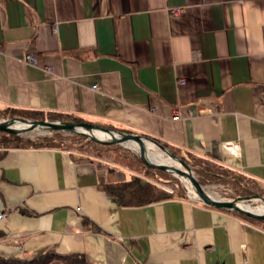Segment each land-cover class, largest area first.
<instances>
[{"label":"crops","instance_id":"crops-1","mask_svg":"<svg viewBox=\"0 0 264 264\" xmlns=\"http://www.w3.org/2000/svg\"><path fill=\"white\" fill-rule=\"evenodd\" d=\"M5 108L155 139L250 178L264 199V0H0ZM110 167L0 148V258L264 264L263 225L186 196L120 206L102 186L129 175Z\"/></svg>","mask_w":264,"mask_h":264},{"label":"trees","instance_id":"trees-1","mask_svg":"<svg viewBox=\"0 0 264 264\" xmlns=\"http://www.w3.org/2000/svg\"><path fill=\"white\" fill-rule=\"evenodd\" d=\"M20 118L24 120H43V121H57V122H72L80 123L85 122L82 119L52 112H41L32 110H18L12 108L0 109V119ZM103 128H107V124H97ZM111 127V126H110ZM120 132H127L120 130ZM145 137V136H144ZM156 141L158 144L164 146L167 150L178 158L181 162L185 163L189 168L194 171L196 180L200 185L206 184H223L229 185L232 188V197H263V191L256 182L250 178L224 168L215 164L205 158L193 156L187 152L188 157H182L178 149L166 146L161 142ZM0 148L1 149H14V148H35V149H54L66 151L78 158H95L109 164L123 165L128 169L131 166L141 167L148 174H133L129 175L127 180L117 181L115 183L103 184V191L112 197L120 206H143L159 201H163L173 197H184L185 189L177 180H171L170 184L178 193L171 195L166 193L161 186L156 182L151 181L153 174L158 175L160 178L169 179L165 177L166 172L160 170H153L147 168L131 151L125 150L118 145H102L97 144L86 137L65 132H49L46 135L35 136L31 138L26 133L21 134H8L0 132ZM76 151L79 156L74 154ZM80 153H85L84 157ZM91 156V157H90ZM168 184V183H167ZM226 211V210H224ZM228 212V211H226ZM242 220L253 222L264 226V221H257L249 219L244 215H239L230 212ZM57 259L64 264H88L83 256L72 255L68 257H60L58 255L50 254L45 258H37L31 261H9L0 258V264H46L49 261Z\"/></svg>","mask_w":264,"mask_h":264},{"label":"water","instance_id":"water-1","mask_svg":"<svg viewBox=\"0 0 264 264\" xmlns=\"http://www.w3.org/2000/svg\"><path fill=\"white\" fill-rule=\"evenodd\" d=\"M18 124V127H13V125ZM34 130H40L44 132H65L79 134L86 137L97 144L102 145H124V144H134L137 149V155L139 160L149 169L160 170L165 172L173 173L177 176L186 179L190 187L193 189L195 195L198 197L199 201L204 205L210 206L215 209L226 210L228 212H234L239 215H244L249 219L264 221V213H256L251 210L246 209L244 202L251 200H260L264 204V199L261 197H238L233 200L217 199L209 196L198 183L196 178L192 175L190 168L180 160H178L173 154H171L164 146L158 144L156 141L149 138L143 137L138 134H133L130 132H116L103 128L99 125L92 124L89 122H52V121H29L20 118H12L6 121L0 122V132L8 134H21L27 133ZM97 132L104 133L108 135V138H97L95 135ZM147 144H152L156 146L161 152L166 154L173 160L180 163L185 170H180L179 168L171 167L165 164H158L150 160L149 154L147 152ZM127 148V147H126Z\"/></svg>","mask_w":264,"mask_h":264},{"label":"rangeland","instance_id":"rangeland-1","mask_svg":"<svg viewBox=\"0 0 264 264\" xmlns=\"http://www.w3.org/2000/svg\"><path fill=\"white\" fill-rule=\"evenodd\" d=\"M6 120H9V119H0V122L1 121H6ZM29 121H31V120H29ZM18 126H19L18 124L13 125V127H18ZM107 129L113 131V133L120 132V130H121V129H118V128H114L112 126L111 127L107 126ZM48 133L49 132H44V131H40V130H34V131L27 132L26 134L28 136H30L31 138H33L35 136H42V135H46ZM147 145H150V144H147ZM118 146H120L121 148H123L125 150L131 151L134 155L138 156L137 152H136L137 150L135 149V147L133 145L127 143V144H124L122 146L121 145H118ZM151 146L156 152H160L161 153V156H162L161 160L164 161V162L163 163H159V164H165V165H168V166H171V167L179 168L180 170H185L184 167L180 163H178L176 160H173L170 157H168L166 154L161 152L156 146H154L152 144H151ZM74 152H75L74 154L79 156V154H77L76 151H74ZM147 152H148V150H147ZM149 152H148V154H149ZM170 153L172 154V152H170ZM178 153L182 157H185V158L188 157L185 152L178 151ZM80 154L83 157L85 155V153H80ZM106 163H108V162H106ZM110 166L112 167V169L114 171H117V170L119 172L123 171V172H126L128 175L140 174V175L143 176V174H145V175L148 174L146 171H144L141 167H138V166L129 167L128 169H130V171H128L126 168H124L123 165H117V164H111L110 163ZM190 171H191L192 175L196 178V175L194 174V171L191 168H190ZM165 177L170 178V180L169 179L160 178L158 175L153 174V176H151V181L156 182L159 186H161L162 189H166V190L169 189L171 193H168V194L174 195V194L178 193V191H176L174 189L172 184H170L171 180H172V182H173V180H177L178 182H180V184L183 186L184 189H185V186L186 187L190 186L188 184V182H185L182 177L177 176V175H175L173 173L166 172V176ZM201 186H202L204 191L210 193L211 195H213L217 199L233 200V199L238 198V197H234V198L232 197V188L229 185L206 184V185H201ZM185 195H186V189H185ZM244 203L246 205L250 206L252 209H259V208H263L264 209V204L260 200H251V201H247V202H244Z\"/></svg>","mask_w":264,"mask_h":264},{"label":"bare ground","instance_id":"bare-ground-1","mask_svg":"<svg viewBox=\"0 0 264 264\" xmlns=\"http://www.w3.org/2000/svg\"><path fill=\"white\" fill-rule=\"evenodd\" d=\"M96 136H97V138H100V139H102V138H108V135H106V134H104V133H100V132H97L96 134H95ZM131 145H133L134 147H135V149H136V146L134 145V144H131ZM147 150H148V152H149V158H150V160H152L153 162H155V163H163L164 161H162L161 160V153L160 152H156L153 148H152V146L151 145H147ZM137 150V149H136ZM184 181L185 182H187V180L186 179H184ZM246 209H248V210H251V211H253V212H256V213H264V209L263 208H259V209H252L250 206H248V205H245L244 206Z\"/></svg>","mask_w":264,"mask_h":264},{"label":"built area","instance_id":"built-area-1","mask_svg":"<svg viewBox=\"0 0 264 264\" xmlns=\"http://www.w3.org/2000/svg\"><path fill=\"white\" fill-rule=\"evenodd\" d=\"M175 12H177V10H175ZM25 61L26 63L28 64H34L35 62V59L33 58V56L31 55H28L25 57ZM92 89L93 90H96L97 89V86H92ZM185 189H186V197L191 200L192 202H200L198 197L195 195L193 189L189 186V187H186L185 186ZM166 193H171L170 190H166V189H163ZM206 192V191H205ZM209 196L213 197V198H216L214 197L213 195H211L210 193L206 192ZM6 213H2L0 214V219H3L6 217Z\"/></svg>","mask_w":264,"mask_h":264}]
</instances>
